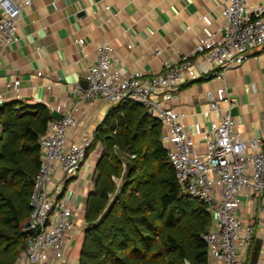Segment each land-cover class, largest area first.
Masks as SVG:
<instances>
[{"label": "built area", "instance_id": "built-area-1", "mask_svg": "<svg viewBox=\"0 0 264 264\" xmlns=\"http://www.w3.org/2000/svg\"><path fill=\"white\" fill-rule=\"evenodd\" d=\"M30 2L0 0V51L18 39L21 9ZM220 5L218 25L198 35L191 51L165 60L159 72L139 68L122 72L115 64L113 43L103 40L95 45L93 60L83 73L86 84L72 86V108L60 106L59 114L48 117L45 130L38 134L39 163L28 196L30 209L21 224L24 244L14 264H60L72 242L79 208L69 183L84 163H92L89 158L94 150L89 148L90 132L78 139L68 138L77 122L72 109L85 99L113 102L127 97L160 120V140L180 190L204 202L211 216L202 233L208 259L212 264H243L245 246L254 230L237 213V195L260 196L264 190V125L258 135L243 134L231 113L237 101L223 84L206 90L205 108L216 114L202 125L193 124V129L184 119L181 105L173 102L181 83L221 79L228 68L255 58L257 54L250 52L253 47L264 46V4L222 0ZM76 41L83 43L82 36ZM158 51L159 47L155 53ZM35 74L40 75L41 70ZM18 83L15 76L7 82V91L0 90V104L21 98ZM56 170L60 178L48 187ZM260 207L264 210V202Z\"/></svg>", "mask_w": 264, "mask_h": 264}, {"label": "crops", "instance_id": "crops-1", "mask_svg": "<svg viewBox=\"0 0 264 264\" xmlns=\"http://www.w3.org/2000/svg\"><path fill=\"white\" fill-rule=\"evenodd\" d=\"M221 1L31 0L21 9L18 39L0 51V90L7 91V82L16 76L21 98L15 100L29 105L41 102L56 116L60 106L72 108L75 98L72 86L82 83L97 43L103 40L113 43L115 64L122 72L133 68L159 72L165 60H175L181 53L191 51L198 35L218 25ZM249 4H264V0H249ZM78 36H82L83 43L76 41ZM250 52L257 54L255 58L228 68L221 79L200 78L179 85L173 102L181 105L184 119L192 129L193 124L202 125L216 114L205 108V92L223 84L237 101L231 109L236 127L247 136L258 135L264 125V46H255ZM38 69L40 75L35 74ZM111 103L102 98L82 100L78 108L72 109L77 122L68 138L78 139L84 132L92 134ZM220 106L223 107V102ZM262 143L264 146V137ZM101 147L98 138L89 158L92 163H84L69 183L78 200L79 214L75 218L72 242L60 264H65L76 232L85 224L84 201ZM55 172L48 187L60 178V172ZM237 198L238 215L243 221H250L254 230L245 246L242 263L264 264V210L260 207L264 190L260 196L239 193ZM76 252L78 256V249ZM212 263L208 259V264Z\"/></svg>", "mask_w": 264, "mask_h": 264}, {"label": "trees", "instance_id": "trees-1", "mask_svg": "<svg viewBox=\"0 0 264 264\" xmlns=\"http://www.w3.org/2000/svg\"><path fill=\"white\" fill-rule=\"evenodd\" d=\"M0 104V264H14L39 163L41 102ZM161 122L132 98L113 101L92 133L102 147L85 201L77 264H208L211 216L177 184L160 140Z\"/></svg>", "mask_w": 264, "mask_h": 264}, {"label": "rangeland", "instance_id": "rangeland-1", "mask_svg": "<svg viewBox=\"0 0 264 264\" xmlns=\"http://www.w3.org/2000/svg\"><path fill=\"white\" fill-rule=\"evenodd\" d=\"M83 201V200H82ZM81 233H82V228H80L79 230H77L76 232V240L73 244V247L71 249L68 250V254H67V258H66V262L65 264H77V249L79 246V241L81 239Z\"/></svg>", "mask_w": 264, "mask_h": 264}, {"label": "water", "instance_id": "water-1", "mask_svg": "<svg viewBox=\"0 0 264 264\" xmlns=\"http://www.w3.org/2000/svg\"><path fill=\"white\" fill-rule=\"evenodd\" d=\"M82 83L85 85L86 84V79H82Z\"/></svg>", "mask_w": 264, "mask_h": 264}]
</instances>
